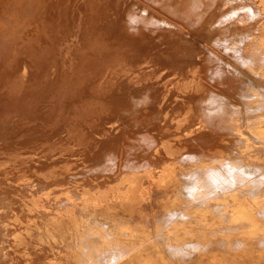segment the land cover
Segmentation results:
<instances>
[{
    "label": "rangeland",
    "instance_id": "1",
    "mask_svg": "<svg viewBox=\"0 0 264 264\" xmlns=\"http://www.w3.org/2000/svg\"><path fill=\"white\" fill-rule=\"evenodd\" d=\"M263 90L264 0H0V264H264Z\"/></svg>",
    "mask_w": 264,
    "mask_h": 264
},
{
    "label": "bare ground",
    "instance_id": "2",
    "mask_svg": "<svg viewBox=\"0 0 264 264\" xmlns=\"http://www.w3.org/2000/svg\"><path fill=\"white\" fill-rule=\"evenodd\" d=\"M260 10V9H259ZM258 10V11H259ZM263 18V17H262ZM261 18V19H262ZM222 24H223V22H221ZM258 26V25H257ZM257 28V27H256ZM236 41V40H235ZM235 41H233V42H235ZM237 43H238V41H236ZM236 42H235V45H236ZM237 46H239V45H237ZM240 48V47H239ZM240 50V49H239ZM237 51V50H236ZM238 52V51H237ZM238 54V53H237ZM238 58H239V56H238ZM214 59L215 58H213V61H214ZM236 59V58H235ZM234 59V60H235ZM240 59V58H239ZM241 60V59H240ZM216 61V60H215ZM218 61V60H217ZM238 61V60H237ZM220 62V61H219ZM225 62V61H224ZM226 63V62H225ZM239 63V62H238ZM237 63V64H238ZM224 64V63H223ZM225 65V64H224ZM236 65V64H235ZM228 66V65H227ZM238 66V65H237ZM240 67V66H239ZM247 67V66H246ZM249 67V66H248ZM250 67H252L251 65H250ZM249 67V68H250ZM229 68H231V65H230V67ZM241 68V67H240ZM232 71V70H231ZM254 71V70H253ZM252 75H254V74H252ZM241 77V76H240ZM251 83V82H250ZM251 86V85H250ZM252 88V87H251ZM257 88H259V87H257ZM261 89V88H260ZM255 91H257V90H255ZM261 91V90H260ZM259 91V92H260ZM213 92V91H212ZM262 92V91H261ZM263 92H264V90H263ZM256 93V92H255ZM258 93V92H257ZM261 94H263V93H261ZM214 96V95H213ZM219 96V95H218ZM216 97V98H219V97ZM260 96V95H259ZM214 97V98H215ZM213 99V98H212ZM216 100V99H215ZM223 100V99H222ZM221 100V101H222ZM217 101H219V99L217 100ZM234 106V105H233ZM236 106V105H235ZM236 107H238V106H236ZM212 114H213V111L211 112ZM262 115H264V112L262 113V112H259V113H252V112H249L248 113V116L250 117V116H255L256 118H250V120L248 119V125H249V128H250V131H251V133H252V135H254L255 136V139L259 142V143H262V144H264V130H262V131H259L258 130V128H253V131H252V129H251V127L252 126H258L259 124H262L263 122H262V120L259 118L260 116H262ZM238 125H239V123H237ZM252 125V126H251ZM237 127V126H236ZM238 132H239V136H244L245 135V133H244V131L242 132V130L240 129V130H238ZM263 132V133H262ZM238 136V137H239ZM249 137L250 136H247V138L249 139ZM238 141H239V138L237 139ZM263 165V164H262ZM243 166V165H242ZM246 167H247V165H245ZM146 167V166H145ZM145 167H143V168H145ZM213 167V166H212ZM255 167V166H254ZM257 167V166H256ZM248 169H249V167H248ZM143 170V169H142ZM242 170V171H241ZM208 171H210L211 172V174H210V180H213V181H219V180H221L222 178H224V176H226L225 178H229V176L232 174V173H235L236 171L237 172H244V169H239V167H237V169H235V167H233V166H230V165H227V164H225V165H222V168L220 169V170H212V169H210V170H208ZM139 172V171H138ZM246 172V171H245ZM247 173H249V174H251V175H253L254 176V179L255 178H257V179H255V180H252V182L251 183H253L254 182V185H258V186H260V185H264V182H263V178H264V167L262 168H260V167H258V169H255V168H253V169H249L248 171H247ZM257 173L258 174H260V176H261V178L263 179H260L259 177L260 176H256L257 175ZM208 174V173H207ZM219 174H221V176L219 177ZM207 176H209V175H207ZM232 177V176H231ZM207 178V177H206ZM233 178V177H232ZM231 178V179H232ZM204 180H205V178H203ZM261 180V181H260ZM242 182H244L243 181V179H242ZM203 183V182H202ZM240 183V182H239ZM246 183L247 184H249L250 183V181H246ZM131 184V183H130ZM191 184V183H190ZM198 184V183H197ZM192 185H194V184H192ZM202 186V185H201ZM245 186V185H244ZM243 186V187H244ZM242 187V188H243ZM190 188H193V186H190ZM134 189V188H133ZM237 189V188H236ZM244 190V189H243ZM185 192V191H184ZM132 195L135 193V191H132V192H130ZM204 194V193H203ZM128 195V194H127ZM130 195V194H129ZM260 210V209H259ZM263 211V210H262ZM255 212H256V210H255ZM260 212V211H259ZM204 213V212H203ZM206 213V212H205ZM247 214V213H246ZM252 214V213H251ZM254 214V213H253ZM42 215V214H41ZM255 216V215H254ZM256 217V216H255ZM253 218H251V220H252ZM259 221V220H258ZM254 222V221H253ZM48 225V228H47V233H49V235L50 236H52V237H54L55 235H56V232L55 231H53V227L54 226H51V224H47ZM254 225V224H253ZM59 226V222H58V224L56 225V227H58ZM258 226V225H257ZM55 230V229H54ZM57 230V229H56ZM104 232V231H103ZM187 242V241H186ZM89 244V243H88ZM106 248V247H105ZM246 250V249H245ZM75 251V250H74ZM246 252V251H245ZM98 257V256H97ZM79 258H80V256H79ZM89 259V258H88ZM87 259V260H88ZM91 259V258H90ZM81 262V261H80Z\"/></svg>",
    "mask_w": 264,
    "mask_h": 264
}]
</instances>
